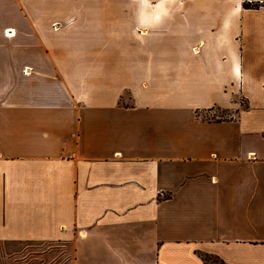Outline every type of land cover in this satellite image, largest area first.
<instances>
[{
  "label": "crops",
  "instance_id": "0c3cea01",
  "mask_svg": "<svg viewBox=\"0 0 264 264\" xmlns=\"http://www.w3.org/2000/svg\"><path fill=\"white\" fill-rule=\"evenodd\" d=\"M23 241L264 264V6L0 0V242Z\"/></svg>",
  "mask_w": 264,
  "mask_h": 264
},
{
  "label": "rangeland",
  "instance_id": "374dc122",
  "mask_svg": "<svg viewBox=\"0 0 264 264\" xmlns=\"http://www.w3.org/2000/svg\"><path fill=\"white\" fill-rule=\"evenodd\" d=\"M183 0H125L126 3H182ZM242 102V98L239 97ZM207 119L227 118L233 116L230 111L214 109L202 113ZM53 245L39 241H23L8 243L0 242V264H7L8 257L12 258L16 264H41L46 258L43 253ZM11 253V254H10ZM8 254H10L8 256Z\"/></svg>",
  "mask_w": 264,
  "mask_h": 264
},
{
  "label": "trees",
  "instance_id": "16d2710c",
  "mask_svg": "<svg viewBox=\"0 0 264 264\" xmlns=\"http://www.w3.org/2000/svg\"><path fill=\"white\" fill-rule=\"evenodd\" d=\"M242 5L244 7L258 8L259 6H264V0L261 2H259L258 0H242ZM203 259L207 260L206 257H204Z\"/></svg>",
  "mask_w": 264,
  "mask_h": 264
},
{
  "label": "built area",
  "instance_id": "2783aa9c",
  "mask_svg": "<svg viewBox=\"0 0 264 264\" xmlns=\"http://www.w3.org/2000/svg\"><path fill=\"white\" fill-rule=\"evenodd\" d=\"M259 2H261V1H263V0H258ZM6 34H10V31H9V33H7V31H6Z\"/></svg>",
  "mask_w": 264,
  "mask_h": 264
}]
</instances>
